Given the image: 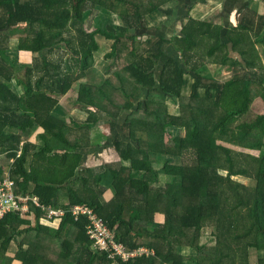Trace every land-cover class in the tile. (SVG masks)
<instances>
[{"label":"trees","instance_id":"16d2710c","mask_svg":"<svg viewBox=\"0 0 264 264\" xmlns=\"http://www.w3.org/2000/svg\"><path fill=\"white\" fill-rule=\"evenodd\" d=\"M174 1L179 7L166 9ZM97 10L101 17L88 23L85 15ZM180 10V0H0V155L14 159L8 177L15 193L39 203L0 221V264H264V117L235 126L252 91L264 103V13L246 6L249 14L227 29L214 24L215 14L178 31L168 23ZM97 36L112 42L104 54L110 66L126 65L115 73L117 84L80 81L99 53ZM166 45L191 65L189 97L184 69L166 57ZM199 45L204 60L232 76H209L194 55ZM61 97H69L70 108L84 107L87 118L61 121L54 113L43 121L42 144L22 145L40 126V109L65 106ZM100 127L99 143L85 146L77 136ZM154 160L172 183L158 178ZM128 201L143 209L150 201L154 211L146 219L126 210ZM74 205L102 218L116 243L147 251L128 261L96 251L85 217L70 212ZM43 207L65 213L50 219ZM13 242L19 246L9 257ZM182 246L197 254L183 256Z\"/></svg>","mask_w":264,"mask_h":264},{"label":"rangeland","instance_id":"374dc122","mask_svg":"<svg viewBox=\"0 0 264 264\" xmlns=\"http://www.w3.org/2000/svg\"><path fill=\"white\" fill-rule=\"evenodd\" d=\"M182 1V0H181ZM221 1V5L223 3V0H207L206 1V4H201L200 6H198V13L197 12H194V14H200L201 16H203L204 18H208L209 16H212V15H218L220 13H217L218 9H217V3ZM234 2H231L235 4L236 6V9L235 11L233 12V15H234V18L233 20H226V19H223L222 17L217 16L214 20V23H221V24H225V23H229V22H233V24H236L237 20H238V17L240 14H249V12L247 11H244V8L245 6H247V1H252L253 2V7H250L252 10L254 11H258V8L261 7V6H264V0H232ZM198 2V0H197ZM185 3V2H184ZM245 4V5H244ZM180 5V3L178 1H174V9L178 8ZM189 6L190 3H187L185 6ZM223 6V5H222ZM166 7H168V5H166ZM249 8V6H248ZM249 8V9H250ZM221 9V7H220ZM220 9H219V12H220ZM264 9V7H263ZM103 14V11H100V10H97V12L94 13V11L90 14V15H85V20H87V22L89 23L92 15H94L96 18H94L93 20L91 19V23H93V21L95 22V20H97V17H101V15ZM223 14V13H222ZM221 14V16H222ZM161 16H157V21L158 22L159 20H161ZM228 18V16H227ZM150 25H154L153 23H149ZM223 39V38H222ZM96 40L99 44V53L95 55L94 57V66L91 68V69H88V73L86 75V77H84L83 79H81L80 81L81 82H85V83H90V84H93V85H100L102 84L103 82V79H107L109 81H112L114 84H117V80L115 78V73H121L123 74V70L125 68V64L122 62V61H119L117 62L116 66L115 67H112L110 66V64H112V60H105L104 58V54L106 55L108 52H109V41H106L100 37H96ZM224 40V39H223ZM227 42V40H224ZM228 43V42H227ZM17 40L16 39H11L9 41V45L12 49V51L14 52L15 49L17 48ZM257 48H259V45H257ZM261 54L259 53V56ZM66 57L68 59H72L73 60V57L71 56L70 53H68V55H66ZM234 57V56H233ZM261 57V56H260ZM25 62L29 65H33V63L35 62L34 58H30V57H27L24 59ZM261 62L264 66V57H261ZM72 63H74L72 61ZM162 69V61L160 62V64H158V70L161 71ZM218 66H215V67H208V68H205L204 71H207V74L211 77H215L216 80H219V81H225L226 79L230 78L232 76V74L230 72H226V71H223V72H219L218 70ZM159 71V72H160ZM106 72V74H105ZM189 79L188 81V86L187 88L184 90V94L183 96L185 97H189L190 96V92H191V86H192V83H193V79L190 80V78H187ZM78 86V85H77ZM70 97H78V94L76 93V91H74ZM61 100V103L65 106H62L60 103H58V105L55 106V104H52L51 107L49 108H45L43 107V109H40V115H39V122H40V126H36L35 128H32L30 129V134L28 136H23V139H22V145L26 142H29L30 144L32 145H41L42 144V140L40 139V133H43L44 132V124L43 121L45 119H49L51 115H53L54 113H57L59 115H56L59 120L61 121H69L70 118H75L77 120H80V121H84L86 118H87V113L85 112L84 110V107H82L81 105H79V107L77 108H70V99L69 97H61L60 98ZM59 100V101H60ZM103 105V104H102ZM55 106V108L52 110V108ZM171 106V105H170ZM155 107V106H154ZM153 107V108H154ZM138 109V108H137ZM136 110V109H135ZM153 110V109H151ZM141 111V108L138 109L137 113H140ZM179 111V108L177 106H172L171 107V112H173L174 114L178 113ZM262 118L264 117V103L262 102L261 98L259 97V94L252 91L251 94H250V100L248 102V111L242 116L240 117L236 123H235V126H238V125H242V124H251L253 122H255L254 124L252 125H255L256 124V121L258 118ZM103 119H107V118H103ZM68 124V122L66 123ZM99 126H103L102 124H100ZM251 126V125H250ZM141 127V133L143 130H145L146 128L144 126H140ZM89 128H86V130L88 131ZM99 129H93V130H90L89 132L86 133V136L84 135V133H82V131H80L78 133V137L82 138V140L84 141V144L85 146L86 145H90V144H93V143H99L100 142V139H102V137H100V131H98ZM26 130L24 131H21V133H25ZM70 136H73V130L70 131L69 133ZM144 136V135H143ZM1 158L5 161V163L7 164L4 168H0L1 172H7L6 176L3 177V179H7L9 180L8 178V173H9V169L11 167V164L13 163L14 159L13 158H8L6 156V154H1ZM153 158H155V156H153ZM11 163V164H10ZM155 169L157 170L158 172V178L162 181V183L164 182H167V183H172L173 182V179H171L170 177H168L167 175H165L162 171V175L160 173L161 171V168H162V161L159 160H154V165ZM150 179H152V176H149ZM237 180L241 181L242 183L244 184H249L250 181L248 180H244L243 178H237ZM106 195L109 197L110 195H108L106 193ZM105 199V197H104ZM141 200V199H140ZM107 202H108V199H107ZM126 205H127V209L126 210H137V211H140L141 213H144L145 214V218L147 219V217L149 216V213L153 212V208L151 206V202H145V208H140L139 205L140 203L138 201L136 202H126ZM24 214V213H23ZM131 215L132 213L129 214V216H125L126 220L125 221H130L131 219ZM138 222V221H137ZM51 226H54L55 228H57L58 224H53ZM147 227L151 228V229H156V227L158 226V223H155V222H148V224L146 225ZM112 235H113V231H112ZM144 250L146 249H141V251H137L136 254H139V253H142L144 252ZM147 251V250H146ZM179 252L180 254H182L183 256L185 257H188V256H191V255H195L197 254V250L195 249H190V248H187V247H179ZM149 253H153L152 251H149L148 250V254ZM254 254V252H252ZM131 258H134V257H131ZM130 258V259H131ZM128 261V260H126Z\"/></svg>","mask_w":264,"mask_h":264},{"label":"built area","instance_id":"2783aa9c","mask_svg":"<svg viewBox=\"0 0 264 264\" xmlns=\"http://www.w3.org/2000/svg\"><path fill=\"white\" fill-rule=\"evenodd\" d=\"M0 181V221L9 211L20 212L21 214L29 211V202L39 205L36 197H25L15 193V184L11 178ZM48 218L60 219L64 215L61 209L43 207ZM70 212L75 220L84 216L86 220L85 232L92 243L93 248L98 252H107L109 258L119 256L122 260H129L135 257L137 251H129L122 244L114 241L112 231L109 230L102 218L97 216L91 209L83 205H74Z\"/></svg>","mask_w":264,"mask_h":264},{"label":"crops","instance_id":"0c3cea01","mask_svg":"<svg viewBox=\"0 0 264 264\" xmlns=\"http://www.w3.org/2000/svg\"><path fill=\"white\" fill-rule=\"evenodd\" d=\"M181 1V0H180ZM206 1L207 0H198V2H197V0H182L181 1V10H180V14L177 16V14L175 15V17H174V15H173V20L172 21H170L169 23H168V26H172V27H175L176 28V30H178V31H180L183 27H185L191 20H197V21H203V20H205L206 18H204L203 16H201L200 14H194V12H197L198 13V11H200V10H198V6H200L201 4H206ZM185 2V3H184ZM231 2H234V1H232V0H223V3H222V5H221V1H219L218 3H217V13H220V14H218V16L220 15V17H222L223 19H226V20H233V18H234V15H233V12L235 11V9H236V6H235V4L234 3H232L231 4ZM187 3H190V5L188 6H185ZM245 5V4H244ZM247 6H249V8L250 7H253V2L252 1H247ZM166 7V6H165ZM220 7H221V9H220ZM246 7V6H245ZM172 9L173 8V10H174V7H171V6H169L168 5V7H166V9ZM219 9H220V12H219ZM251 9V8H250ZM252 10V9H251ZM254 11V10H253ZM255 12H257L258 14H263L264 13V9L262 8V7H259L258 8V11H255ZM223 13V14H222ZM174 14H175V12H174ZM221 14H222V16H221ZM227 16H228V18H227ZM215 25H223V27L224 28H226L227 29V27H229V24L231 25H233V22H229L228 24L227 23H225V24H221V23H214ZM164 31L166 32V29H164ZM223 32H224V30H223ZM223 32H222V34H223ZM166 38H167V33H166ZM201 44V43H200ZM110 45H112V42H110L109 43V47H110ZM168 46L166 45L165 47H164V49L165 48H167ZM204 46L203 45H199L198 46V48H196L195 49V52H194V55L195 56H198L200 59L202 58L201 56H200V54L204 51ZM206 49V48H205ZM109 51H110V48H109ZM109 53V52H108ZM173 53V52H172ZM172 53H169L168 51H166V49H165V54H166V57L168 58V59H174V60H176V61H178L180 64H181V66H182V68L184 69V72H185V80L188 82L189 81V79H187V78H190V80H192V73H193V70H191V65L188 63H186L185 64V62L182 60V59H180V58H178L177 56H176V54L174 53V54H172ZM169 54V55H168ZM199 58H196V59H199ZM204 59H206V58H204ZM203 58L201 59V60H199L198 62H199V64H202L203 65V67H205V68H208V67H215V65H213L212 63H211V61L210 60H204ZM191 64H193V63H191ZM158 73H160V72H158ZM157 73V74H158ZM202 76H204V77H206V76H208L207 74H203ZM209 78V77H208ZM193 84V83H192ZM99 131H101L102 132V128L100 127L99 128ZM11 164V163H10ZM7 164L5 163V161L1 158V155H0V168H4L5 166H6ZM6 174H7V172H3L2 173V178L4 177V176H6ZM21 196H23V195H21ZM60 221L59 220H55L52 224H58ZM59 225V224H58ZM55 228V227H54ZM22 246H23V249H25V248H28V245L25 243V244H21ZM18 246H19V244L18 243H16V242H13L12 244H11V247L9 248V257L11 256H13L15 253V251L18 249ZM146 250H144V252H145ZM140 254V253H139ZM12 264H20L17 260H15V262H13Z\"/></svg>","mask_w":264,"mask_h":264},{"label":"clouds","instance_id":"9594fccd","mask_svg":"<svg viewBox=\"0 0 264 264\" xmlns=\"http://www.w3.org/2000/svg\"><path fill=\"white\" fill-rule=\"evenodd\" d=\"M137 251V250H136Z\"/></svg>","mask_w":264,"mask_h":264}]
</instances>
